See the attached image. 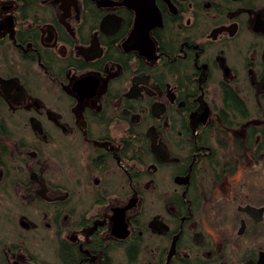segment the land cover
I'll return each instance as SVG.
<instances>
[{"label":"flooded vegetation","instance_id":"af4514ba","mask_svg":"<svg viewBox=\"0 0 264 264\" xmlns=\"http://www.w3.org/2000/svg\"><path fill=\"white\" fill-rule=\"evenodd\" d=\"M13 263L264 264V0H0Z\"/></svg>","mask_w":264,"mask_h":264},{"label":"rangeland","instance_id":"374dc122","mask_svg":"<svg viewBox=\"0 0 264 264\" xmlns=\"http://www.w3.org/2000/svg\"><path fill=\"white\" fill-rule=\"evenodd\" d=\"M13 242L11 241H7V245H11Z\"/></svg>","mask_w":264,"mask_h":264},{"label":"water","instance_id":"95a60500","mask_svg":"<svg viewBox=\"0 0 264 264\" xmlns=\"http://www.w3.org/2000/svg\"><path fill=\"white\" fill-rule=\"evenodd\" d=\"M13 264H15V263H13Z\"/></svg>","mask_w":264,"mask_h":264}]
</instances>
